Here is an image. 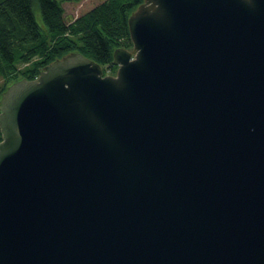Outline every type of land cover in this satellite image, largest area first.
I'll return each instance as SVG.
<instances>
[{
    "label": "water",
    "instance_id": "water-1",
    "mask_svg": "<svg viewBox=\"0 0 264 264\" xmlns=\"http://www.w3.org/2000/svg\"><path fill=\"white\" fill-rule=\"evenodd\" d=\"M127 22L2 91L0 264H264V0Z\"/></svg>",
    "mask_w": 264,
    "mask_h": 264
},
{
    "label": "trees",
    "instance_id": "trees-1",
    "mask_svg": "<svg viewBox=\"0 0 264 264\" xmlns=\"http://www.w3.org/2000/svg\"><path fill=\"white\" fill-rule=\"evenodd\" d=\"M80 1L0 0V95L13 81L35 78L70 52L99 63L103 75L116 72L113 51L131 49L128 17L144 0H103L67 17L63 3Z\"/></svg>",
    "mask_w": 264,
    "mask_h": 264
},
{
    "label": "rangeland",
    "instance_id": "rangeland-1",
    "mask_svg": "<svg viewBox=\"0 0 264 264\" xmlns=\"http://www.w3.org/2000/svg\"><path fill=\"white\" fill-rule=\"evenodd\" d=\"M103 0H81L79 3H71V2H65L63 3L65 15L67 17L69 16H78L87 10H89L91 7L95 6L96 4L100 3ZM38 18L39 16V12ZM41 20V19H39Z\"/></svg>",
    "mask_w": 264,
    "mask_h": 264
}]
</instances>
